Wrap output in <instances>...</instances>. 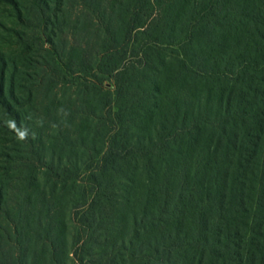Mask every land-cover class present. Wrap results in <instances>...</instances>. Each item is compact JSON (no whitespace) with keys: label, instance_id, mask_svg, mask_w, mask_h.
<instances>
[{"label":"trees","instance_id":"trees-1","mask_svg":"<svg viewBox=\"0 0 264 264\" xmlns=\"http://www.w3.org/2000/svg\"><path fill=\"white\" fill-rule=\"evenodd\" d=\"M0 264H264V0H0Z\"/></svg>","mask_w":264,"mask_h":264},{"label":"clouds","instance_id":"clouds-1","mask_svg":"<svg viewBox=\"0 0 264 264\" xmlns=\"http://www.w3.org/2000/svg\"><path fill=\"white\" fill-rule=\"evenodd\" d=\"M9 127L14 128L15 127L14 122L10 123ZM18 138L21 139V140L26 139V135L23 132H20Z\"/></svg>","mask_w":264,"mask_h":264},{"label":"rangeland","instance_id":"rangeland-1","mask_svg":"<svg viewBox=\"0 0 264 264\" xmlns=\"http://www.w3.org/2000/svg\"><path fill=\"white\" fill-rule=\"evenodd\" d=\"M87 198H86V202H83L84 203H88V201L90 200V196H91V191H90V188L87 187V194H86Z\"/></svg>","mask_w":264,"mask_h":264}]
</instances>
